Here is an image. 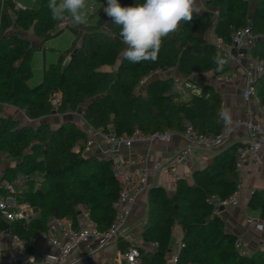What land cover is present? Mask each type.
Instances as JSON below:
<instances>
[{"label": "trees", "instance_id": "obj_1", "mask_svg": "<svg viewBox=\"0 0 264 264\" xmlns=\"http://www.w3.org/2000/svg\"><path fill=\"white\" fill-rule=\"evenodd\" d=\"M142 2L119 0L125 7ZM47 3L38 0L32 7L19 8L11 0H0V103L14 106L30 120L53 111L79 110L89 126L111 129L116 135H129L135 129L144 134L183 132L187 123L197 134H216L224 123L218 117L222 100L212 85L199 84V94L181 99L172 89V78L152 79L144 91H137L141 79L156 71L175 70L183 76L229 71L230 62L223 71H216L212 58L217 51L224 53L206 38L209 30L228 45L234 31L248 26L255 36L250 55L264 63V0H203L200 14H194L190 23H181L179 31L164 40L158 59L140 63L123 58L127 46L119 36L120 28L103 11L107 0H89L93 12L88 24L77 26L65 19L74 35L71 46L47 62L40 81L28 84L33 78L32 54L44 50L62 31ZM10 28L31 30L38 43L32 44L18 31L6 33ZM113 66L114 70L103 69ZM254 87L258 104L264 107V72ZM57 94L60 97L53 105ZM85 140L86 133L73 121H64L53 130L47 122L33 126L0 115V160L13 162L0 180H12L17 174L41 177L37 186L28 181L17 193L18 201L30 204L33 216L8 225L27 252H33L32 238L47 231L50 219H74L78 206L88 210L99 230L111 223L120 183L112 174L109 158L83 153ZM239 146L234 143L214 152L208 164L192 171L190 181L178 180L170 196L160 186L148 189L141 238L153 247H139V264L166 263L174 225L182 230L175 264H264V248L249 255L239 253L237 236L224 230L211 202L212 198L225 200L236 191ZM246 209L257 211L264 220V189L251 191ZM6 226L0 219V228Z\"/></svg>", "mask_w": 264, "mask_h": 264}, {"label": "built area", "instance_id": "obj_2", "mask_svg": "<svg viewBox=\"0 0 264 264\" xmlns=\"http://www.w3.org/2000/svg\"><path fill=\"white\" fill-rule=\"evenodd\" d=\"M203 1V0H202ZM93 10L89 8V12ZM66 22L58 23L59 28L64 27ZM213 42L223 51L225 56H230L231 69L225 73L212 75L213 83H229L239 77L241 82L240 95L242 100L249 104L251 101L258 103L254 83L264 72V63L261 59L250 55L255 36L248 26L234 31L231 35L230 44L222 43L221 39L212 37ZM245 59L244 63L241 60ZM170 71V70H168ZM166 71V72H168ZM165 73V72H164ZM168 76V75H166ZM191 76V75H190ZM190 76L173 74L171 76L173 89L180 91L181 88H191V94H199L190 81ZM144 78L141 79L142 82ZM182 96L185 92L181 93ZM185 97V96H184ZM190 97V96H189ZM188 97V98H189ZM187 98V99H188ZM264 111V107H262ZM86 140L84 142L83 153L94 149L101 153L104 158L111 160V171L113 176L119 181L120 188L116 200L113 202L114 217L107 228L99 230L89 216L86 208L78 206L75 218H52L49 221L48 229L45 233H40L42 238L55 248V251L27 252L24 242L12 233L8 226L10 222L23 220L27 222L33 215L32 207L28 202L17 200V186H22L25 182L32 181L34 186L40 182V175L25 176L17 174L12 180H0V219L7 224L5 228H0V264H74L76 260L69 258L73 249L90 240L95 241V250L110 245L117 240L124 232L126 219L137 199L147 192L152 182L149 178V169L157 173L167 174L173 182L182 179L176 172V168L187 162L188 155L194 149L205 151H217L222 148L230 139L236 129H241L245 133V139L237 149L235 169L238 171L244 164H255L259 159L260 145L264 143V126L255 121L251 116L234 119L230 126H223L216 134H197L187 123L184 127V137L186 144L177 150L167 161H154L151 168L146 164V158L140 157L138 161L141 166L138 172H129L125 168V159L122 154L123 149H130L135 144L167 142L173 134L169 130L144 134L135 129L129 135H116L113 130L102 131L89 126L83 119ZM134 162V163H135ZM241 183L237 185L236 191L227 199L218 201L211 199L215 211L220 207L235 206L239 202V191ZM264 223V222H262ZM34 238L31 240L34 241ZM182 243L179 242L173 260ZM235 246L239 253L249 255L255 251L250 244L242 237H237ZM264 248V243H258ZM81 255L77 260L83 258ZM122 258L126 264H139L140 250L137 245H129L122 253ZM95 264H112L110 261L101 260Z\"/></svg>", "mask_w": 264, "mask_h": 264}, {"label": "crops", "instance_id": "obj_3", "mask_svg": "<svg viewBox=\"0 0 264 264\" xmlns=\"http://www.w3.org/2000/svg\"><path fill=\"white\" fill-rule=\"evenodd\" d=\"M11 1L15 3L16 7L19 8L32 7L38 2V0ZM13 31L18 30H16L15 28H10L6 33ZM18 32L22 37L28 39L32 44L38 43V39L34 37L31 30ZM56 36V38L52 40V48L47 47V44L50 42L48 41L45 45L44 50L38 49L32 54L31 63L33 78L32 80L28 81V84L40 81L42 69L44 68V66H46L47 62L54 60L60 52L65 49H68L71 46L74 38L73 32L67 28H63L62 31ZM212 37V31L209 30L206 34V38L208 40H212ZM49 48L51 49L50 51L48 50ZM241 63L244 62L241 61ZM172 71L176 72L175 70ZM194 74L192 75L194 76ZM198 75L204 77L201 80L202 83L212 85L215 90L220 94L222 100V109H229L232 113L233 120L245 116H251L255 121L259 122L264 126V111L262 107L256 102L251 101L249 104H246L242 100L240 95L241 82L239 77L229 83H213L210 82V80H206V78L211 79L213 75L211 71L200 73ZM156 78H164V72L156 71L154 73H151L147 77H144L145 80L147 79L146 83ZM145 85L142 88L143 91L145 89ZM57 96L59 98L60 94H57ZM4 114L11 115L14 119L20 120L22 124L29 125H33L34 122H38L39 124V122H42V120H44L45 118L47 119V117H50V115H52L50 114L38 120H30L24 116L21 110L15 108L14 106L0 103V115L4 116ZM61 115L63 116L65 114H60L59 116ZM57 118L59 117H55L54 120L56 121ZM172 133L173 134L167 142L155 141L153 143H140L135 144L130 149H123L122 154L125 159L126 170L129 172H138L141 164L139 161L138 163H136L135 161H137L140 157L146 158V164L150 168L151 163H153L154 161L169 160L177 150L183 148L186 144L183 132ZM244 139V131L241 129H236L232 133L230 139L222 148H225L234 143L242 145ZM76 149H78V146H76ZM91 150L93 151L89 150V152H92V155L104 158L103 155L98 151H94V149ZM214 152L216 151L194 149L188 155L187 162L183 165L178 166L175 170L178 174L182 176V178L186 179L187 181H190V175L192 171L201 169L206 164H208ZM10 166H13V162L9 161L8 159L0 160V177L3 171ZM236 172L239 178V182L241 183L239 191V202L235 206L223 207L222 210L218 208L216 210V214L219 215V217L223 220L224 230L226 232L232 233L237 237H242L245 241L250 244L253 249H263V247L258 246V243H264V223H262L264 222V220H261L259 218V213L257 211L247 210L246 204L251 191H253L254 189H264V143L260 145L258 162L255 164H244ZM149 178L152 182L151 186H160L165 190L167 195H172L175 189L176 182H173V180L167 174L157 173L153 169H149ZM19 187L20 186H17V191ZM147 197L148 190L146 193H144L137 199L135 205L132 207L129 216L126 219V224L122 235L110 245L95 250L94 247L96 246V243L95 241L90 240L89 242L80 244L75 249H73L70 253L69 258L71 260H76L74 264H95L96 262L101 260L110 261L112 264H126L125 260L122 258V253L127 249L129 245L134 244L145 250H150L153 245L145 244L141 238L143 221L147 214ZM34 237V241H32L31 245L33 248V253H37L40 251H55V248L52 247L49 243H47L42 238V235L40 233H36ZM181 237L182 230L180 226L174 225L172 229L170 246L171 249L168 253L165 264H175V261L173 260V255L176 252V248L178 243L180 242ZM81 255L85 256L77 260ZM13 264L19 263L16 262Z\"/></svg>", "mask_w": 264, "mask_h": 264}, {"label": "clouds", "instance_id": "obj_4", "mask_svg": "<svg viewBox=\"0 0 264 264\" xmlns=\"http://www.w3.org/2000/svg\"><path fill=\"white\" fill-rule=\"evenodd\" d=\"M53 21L70 20L73 25H87L89 0H48ZM199 0H143L135 6H121L119 0H107L104 13L120 28L119 36L127 47L122 52L130 63L156 61L166 38L179 31L181 23H190L200 14ZM216 71L221 72L232 59L217 51L213 56ZM218 117L225 126L233 122L232 113L223 108Z\"/></svg>", "mask_w": 264, "mask_h": 264}, {"label": "rangeland", "instance_id": "obj_5", "mask_svg": "<svg viewBox=\"0 0 264 264\" xmlns=\"http://www.w3.org/2000/svg\"><path fill=\"white\" fill-rule=\"evenodd\" d=\"M199 3L202 5V8H201V10L203 9V1L202 0H199ZM93 12V11H92ZM92 12L89 14V15H92ZM62 29L63 28H66V24L64 25V27H61ZM57 37V36H56ZM56 37H53V38H51L49 41V43L47 44V47H50V48H52L53 47V43H52V40L53 39H55ZM79 43V40L76 42V44H78ZM48 49L49 51L51 50V49ZM53 52V51H52ZM50 53V52H49ZM57 53V52H56ZM67 59H65V61H66ZM241 61H243V62H245V59H242ZM116 68V66H113V67H110V68H103L104 70H114ZM173 74H177V72H174V71H172V70H170V71H168V72H165L164 73V78H168V77H170L171 78V76L173 75ZM179 74V73H178ZM198 74H200V73H196V74H194V76L193 75H191L190 76V79H189V81L196 87V88H198L199 87V84H201L202 82H201V80L204 78L203 76H201V75H198ZM166 75H168V76H166ZM209 77V76H208ZM210 77H211V75H210ZM147 80V79H146ZM146 80L144 79V80H142V82H140L139 83V85L137 86V88H136V90L137 91H139V90H142V88L144 87V85H145V83H146ZM206 80L207 81H209L210 80V82L212 81V79H210V78H206ZM216 85V84H215ZM172 89H173V87H172ZM173 91H175V92H178L179 94L180 93H183V92H185V98H184V96H182L181 94H180V96H181V99H187L186 97H189L190 95L189 94H191V88H181L180 89V91H176V90H174L173 89ZM58 96L56 95V96H54V99H52V104L53 105H56V103H57V101H58ZM52 115H50V117H47V119L45 118L44 120H42V122H47L49 125H50V128L51 129H55V128H57L59 125H60V123H62V122H64V121H73L77 126H79V127H81L82 129H84V123H83V121H82V117H81V112L78 110V111H75V112H65L64 114L65 115H61V116H59L60 114L59 113H56L55 111H53L52 113H51ZM4 116H7V115H5L4 114ZM11 116V115H10ZM55 117H59V118H57V120L55 121L54 120V118ZM49 121H50V123H49ZM19 122L22 124V122L19 120ZM42 122H39V123H42ZM38 124V122L36 123V122H34L33 123V126H35V125H37ZM90 151H93V150H90ZM95 151V150H94ZM85 154H92V152H87V153H85ZM25 183H27V182H25ZM25 188V184H23V186H21V187H19L18 188V191H20V190H23Z\"/></svg>", "mask_w": 264, "mask_h": 264}, {"label": "water", "instance_id": "obj_6", "mask_svg": "<svg viewBox=\"0 0 264 264\" xmlns=\"http://www.w3.org/2000/svg\"><path fill=\"white\" fill-rule=\"evenodd\" d=\"M225 148H226V147H225ZM219 209H221V210H222V209H223V207H222V206H220V207H219Z\"/></svg>", "mask_w": 264, "mask_h": 264}]
</instances>
